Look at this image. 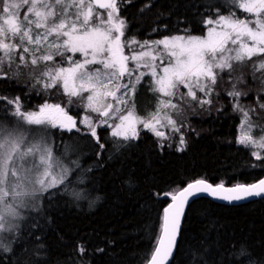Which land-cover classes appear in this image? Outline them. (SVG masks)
Wrapping results in <instances>:
<instances>
[{"label": "trees", "instance_id": "16d2710c", "mask_svg": "<svg viewBox=\"0 0 264 264\" xmlns=\"http://www.w3.org/2000/svg\"><path fill=\"white\" fill-rule=\"evenodd\" d=\"M118 7L126 22L124 39L139 42L176 35L203 37L210 26L207 19L228 15L230 10L247 16L229 0H118ZM257 60L264 56L247 63ZM21 71L23 75L9 72L8 79H0V97H19L22 110L37 111L54 93L51 98L62 107L82 109L84 99L69 97L59 85L52 87L53 92L39 91L36 79ZM244 80L237 89L246 94L227 95L231 83L224 79L217 83L211 104H193L185 111L182 152L176 150L179 138L162 141L148 130L127 141L101 130L97 143L89 134L50 128L56 152L59 144L80 146L74 156L79 167L66 185L45 194L39 210L26 214L9 236L11 242L5 240L11 251L0 249V264H147L172 195L197 180L237 186L264 178V152L257 159L254 148L239 143L241 109L264 127L260 81L253 80L251 68L244 70ZM14 111V105L0 100V118ZM38 244L44 247L37 249ZM241 244L264 258V200L233 207L200 199L188 209L171 264H213L218 253ZM78 245L86 251L81 253Z\"/></svg>", "mask_w": 264, "mask_h": 264}, {"label": "snow or ice", "instance_id": "6c2138e0", "mask_svg": "<svg viewBox=\"0 0 264 264\" xmlns=\"http://www.w3.org/2000/svg\"><path fill=\"white\" fill-rule=\"evenodd\" d=\"M94 6L103 11H95ZM233 6L247 16H237L230 10L228 15L206 20V25L214 26L207 29L204 37L176 35L149 43L124 39L126 22L119 16L118 0H0V79H8L9 72L23 75L21 69H27L28 75L37 83L42 77L48 78L45 88L56 87L59 83L64 94L85 99L86 106L100 117L127 110L126 115L119 117L120 123L114 126L112 136L122 137L125 141L137 139V125L142 124L144 129L167 139L156 128L161 121V112L167 124L179 131L176 120L165 110L178 113L188 98L201 106L211 104V99L200 98L197 93L211 97L218 79H225L223 73L228 74L231 91L227 95L231 97L246 94L237 89V84L245 82L246 68H251L253 80L259 79L260 91L264 92V74L256 76L264 70V60L254 61L251 65L247 63L255 56H264V0H233ZM145 7L150 8L151 4ZM126 45L130 49L131 45H138L149 50L136 52L131 49L134 54L129 56L125 54ZM66 53H79L83 59L72 60L65 56ZM55 56L64 57L70 66L48 64ZM165 58L168 63L160 68L163 75H158L159 65L155 61L159 59L163 64ZM129 61L134 67H129ZM41 63L44 68L37 73ZM90 65L100 67L92 69ZM142 67L151 69L153 79L149 84L152 91L169 98L160 100L161 107L147 119L137 116L135 104H130L136 85L145 75L139 71ZM181 88L187 91L181 92ZM84 93L88 95L84 97ZM109 98L115 104L107 102ZM0 100L14 105L12 115L16 118L12 122H0V233H12L19 228L15 222L22 218V210H39L38 194L64 184L68 178L69 169L54 157L49 146V129L59 127L71 131L76 127V121L59 104L45 103L38 111H25L19 97H0ZM117 105H123L124 109ZM236 107L239 108L238 101ZM260 107L264 109V103ZM241 111L249 134L239 142L264 148V128L258 140L253 138L251 130L259 125L254 124L249 111ZM85 123L99 143L96 126L87 117ZM100 123L106 124L107 120ZM100 147L103 148V144ZM185 148L186 141L181 136L176 150L182 152ZM256 156L261 158L259 153ZM199 192L221 199L240 200L264 194V180L233 188H225L223 184L213 187L204 180H197L172 195V204L164 209L162 234L153 246L147 264H166L176 246L184 206L190 196ZM6 239L11 242V237L0 236V249L11 251L10 243L5 244ZM43 247V244L36 246L37 249ZM78 250L86 251L83 245H78ZM218 256L213 264H264V258L254 256L244 244L233 245L231 250L218 253Z\"/></svg>", "mask_w": 264, "mask_h": 264}, {"label": "rangeland", "instance_id": "374dc122", "mask_svg": "<svg viewBox=\"0 0 264 264\" xmlns=\"http://www.w3.org/2000/svg\"><path fill=\"white\" fill-rule=\"evenodd\" d=\"M229 1L233 2V0H229ZM94 9H95V11H98L95 7H94ZM0 15H2V14H0ZM22 16H23V12H21V17ZM95 19H96V17L94 16L93 20L95 21ZM213 26L214 25H210L209 28L213 27ZM50 39H52V38H50ZM149 43H151V42H149ZM131 49H135L136 52L148 51L149 50L147 48L141 49L138 45H131ZM131 49L126 45L125 54L129 55V56L133 55L134 53H133V51ZM157 51L158 52L162 51V48L158 49ZM65 56L71 57L72 60H76V59L82 60L83 59V57L79 53H76L75 55H73L72 53H66ZM47 63L50 64L53 67L54 66L56 67L57 65H59V67H69L70 66L69 63H68V60L65 59L64 57H61V56H55L53 61H49ZM155 63L157 65H159V67L157 69L158 75H163V73L160 71V68H162L163 66L167 65L168 59L165 58L163 64H161V61L159 59H157L155 61ZM41 67H44L43 63H41L39 65V68L36 71L39 72ZM89 67L92 68V69H96V68H99L100 66L99 65H90ZM129 67H134V64H133L132 61H129ZM25 70L27 71V69H25ZM139 71L140 72H144L145 75L143 76L142 81L136 85L135 96L130 101V104L131 103L135 104V114L137 116H139L141 119H147V118L150 117V115L153 112H155L158 108L161 107V105L159 103L160 100H167L169 98L163 96L161 93L152 91V86L149 84V81H152V79H153L151 77V75H150V71H151L150 68H143L142 67V68L139 69ZM263 71L264 70H261V71L257 72L256 74H258V75L260 74V76H261L262 74H264ZM226 74L227 73H223L222 75H226ZM224 77H225V79H227V76H224ZM40 79H41V82L39 83V88H40L39 91H43V90L46 89L49 92H53L52 87L51 88H45V86H44L45 83L48 82V78L47 77H42ZM219 81L220 80L218 79V82ZM57 85H59L62 88L61 84L58 83ZM180 91L181 92H186L187 90L181 88ZM139 93H141V94L139 95ZM52 95H55V94L51 93L50 98L48 100H44V104L45 103H48V104H59L62 107V105L60 103L53 101V99L51 98V97H53ZM83 95H84V97H86L88 95V93H84ZM197 96L200 97V98L210 99V97H204V94L203 93H199V92L197 93ZM145 100L148 103H146ZM137 101H138V103H137ZM107 102H112V103L115 104V102L112 101L111 98H109ZM149 102H151V104ZM173 102H176V101L174 100ZM86 104H87V101L84 99V103L81 105L82 109L81 110L78 109L75 112H74V110L70 109V106H68V107H64L63 106L65 111L69 115H71L73 117V119L76 121L77 127L74 130V133L78 134V135H81V136H86L88 134L91 135L89 127L85 123V118L86 117L91 120V122H92V124L94 126H96L97 134L101 130H108L110 133H112V131L114 130V126L116 124L120 123L119 117L122 116V115H126L127 114V110H122L119 113H116L115 111L110 112L109 117H106V118L105 117H100L99 113L93 112L90 108H88L86 106ZM193 104L197 105L198 103L196 101H191L190 98H188V102L182 103L180 111L178 113L174 112L171 109H166L165 110V111H167L169 113V115H171V117L174 120H176V127L179 128V131H174L172 126L167 124L166 120L163 119V111H162L161 112V121H160L159 124L156 125V128H157L158 131L163 132L164 136H166L167 139H165L163 137H158V136L157 137L160 138L162 141H165V140L171 141L175 137L180 139V137L183 136L182 135V125H185L184 119L186 120V117L184 119H182V120H181V118L185 116V111H188L189 107H195V105H193ZM41 106H43V105H41ZM117 107H120L121 109H124L123 105H117ZM38 110H39V108H38ZM76 113H78V114H76ZM77 115H78L79 118H77ZM249 115H250V117L252 118V120L254 122V119H253L254 115L252 116L251 113H249ZM15 119L16 118L14 116H12V115L4 116L3 118H0V122L7 123V122L15 121ZM101 120H107V123L106 124H101L100 123ZM254 124H255V122H254ZM109 125H112V127H109ZM32 127H35V126H32ZM137 129H138L139 134H140V132L142 130H146V129L143 128L142 124H138L137 125ZM261 129L262 128L259 127V126L258 127H253L252 130H251V133H250L251 136L258 140L260 135H261ZM148 131H150V130H148ZM150 132H152V131H150ZM70 133H72V132H70ZM248 134L249 133L246 130L245 121L243 119V114H242L241 127H240V131H239V141H240V139L243 136L248 135ZM51 136H52V133L50 132V135L48 137V143H49V146L52 148L53 155H54V157H57L65 165V167H67L69 169V174H68V178L65 180L64 184H61V185H59L56 188H51V189H49L46 192L38 194L36 199L38 201V205L39 206L41 205L42 199L45 196V194H48V193L51 194L52 192H56L57 189H59L60 187H63L64 185L67 184V182L69 181V177L71 176L70 174H72L73 170L77 169V164H78V161L75 160L74 156L78 152V150L80 151V149H79L80 146H78V147L75 146L76 148L75 147L73 148V145H71V144L69 145V143L65 144L66 146L65 145L63 146L62 144H59L60 149H58L57 152H56V148L54 146V142L51 140ZM117 138L123 139L122 137H117ZM129 140H131V139H129ZM240 144H242V143H240ZM242 145L254 148L255 154L259 153L260 157L262 155V152H264V148H260V147L256 146L255 144H242ZM73 162H75V163H73ZM32 211H35V210H33V209L22 210V218L18 219L15 223L20 225V222L24 219L26 214L28 212L32 213ZM16 230L17 229H15L12 233H0V236L9 237L13 233H15Z\"/></svg>", "mask_w": 264, "mask_h": 264}, {"label": "water", "instance_id": "95a60500", "mask_svg": "<svg viewBox=\"0 0 264 264\" xmlns=\"http://www.w3.org/2000/svg\"><path fill=\"white\" fill-rule=\"evenodd\" d=\"M96 8V6H94ZM98 11H103V10H100L98 8H96ZM76 127L72 128L71 131H74ZM261 180H264V178H262ZM206 183L208 184H211L213 187H216L218 185H213L212 183L204 180ZM260 181V180H259ZM259 181L255 182V183H259ZM194 183V182H193ZM253 183V184H255ZM252 185V184H250ZM224 186V185H223ZM247 186V185H246ZM187 187V186H186ZM185 187V188H186ZM225 188H233V187H236V186H224ZM183 190V189H182ZM181 190V191H182ZM221 195H226V193H221ZM200 199H208V200H211L217 204H220V205H225V206H233V207H237V206H242V205H246V204H249V203H252V202H256V201H259V200H264V194L260 195V196H249V197H245L243 199H240V200H228V199H221L219 198V196H214V195H210L209 193L207 192H199L193 196H190L187 200V203L185 204L184 206V211H183V216L181 217V223H180V229H179V233H178V236H177V241H176V246L175 248L173 249V252H172V255L171 257L166 261V264H171L174 257H175V254H176V251H177V248H178V244H179V240H180V236H181V232H182V228H183V225H184V221H185V217H186V214L188 212V209L189 207L196 201L200 200ZM173 201H171L170 204H172ZM169 204V205H170ZM168 205V206H169ZM161 234H162V231H161Z\"/></svg>", "mask_w": 264, "mask_h": 264}, {"label": "flooded vegetation", "instance_id": "af4514ba", "mask_svg": "<svg viewBox=\"0 0 264 264\" xmlns=\"http://www.w3.org/2000/svg\"><path fill=\"white\" fill-rule=\"evenodd\" d=\"M69 115V114H68ZM71 116V115H70ZM76 126H77V124H76ZM57 128H59V127H57ZM62 130H65V131H67V129H62ZM70 132H74V131H70Z\"/></svg>", "mask_w": 264, "mask_h": 264}, {"label": "bare ground", "instance_id": "6f19581e", "mask_svg": "<svg viewBox=\"0 0 264 264\" xmlns=\"http://www.w3.org/2000/svg\"><path fill=\"white\" fill-rule=\"evenodd\" d=\"M25 219V218H24Z\"/></svg>", "mask_w": 264, "mask_h": 264}]
</instances>
